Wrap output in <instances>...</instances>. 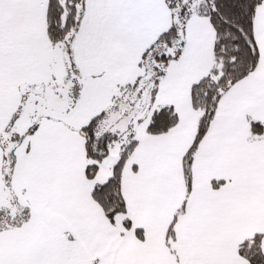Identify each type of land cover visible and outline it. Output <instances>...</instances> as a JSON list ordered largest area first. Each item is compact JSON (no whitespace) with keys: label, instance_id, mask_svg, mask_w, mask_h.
I'll list each match as a JSON object with an SVG mask.
<instances>
[{"label":"snow or ice","instance_id":"6c2138e0","mask_svg":"<svg viewBox=\"0 0 264 264\" xmlns=\"http://www.w3.org/2000/svg\"><path fill=\"white\" fill-rule=\"evenodd\" d=\"M0 264H264V0H0Z\"/></svg>","mask_w":264,"mask_h":264}]
</instances>
